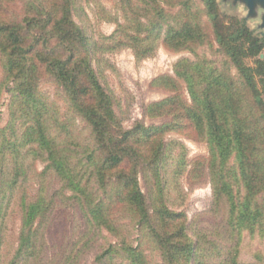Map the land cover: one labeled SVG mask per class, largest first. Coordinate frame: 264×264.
<instances>
[{
	"label": "trees",
	"instance_id": "1",
	"mask_svg": "<svg viewBox=\"0 0 264 264\" xmlns=\"http://www.w3.org/2000/svg\"><path fill=\"white\" fill-rule=\"evenodd\" d=\"M108 1L90 11L114 29L94 36L74 19L79 0H0V264H259L239 261V246L264 239V36L217 0ZM204 46L219 59L199 56ZM160 47L195 59L151 81L169 95L142 119H168L127 127L98 69ZM171 133L207 156L188 161ZM184 178L209 179L206 228L182 210Z\"/></svg>",
	"mask_w": 264,
	"mask_h": 264
},
{
	"label": "rangeland",
	"instance_id": "2",
	"mask_svg": "<svg viewBox=\"0 0 264 264\" xmlns=\"http://www.w3.org/2000/svg\"><path fill=\"white\" fill-rule=\"evenodd\" d=\"M106 8L110 7L108 0H98ZM220 6H223L227 14L235 15L241 18L246 15V8L238 3L231 6L230 3H222L221 0H217ZM80 5H84V13L88 19L81 15V19L75 15L74 19L78 25L87 30L88 35L102 34L109 35L114 29V24L106 21L96 19L90 8L92 7V0H79ZM259 18H252L247 21V25L250 29H253L256 33L263 31L259 28ZM199 56H205L206 59H214L216 53L208 46L201 47L197 50ZM262 55V54H261ZM181 57H187L190 60H194V54L187 51L184 52H172L164 47H160L153 57L137 61L128 49L118 51L112 54L106 55L104 58L107 60V67H101L98 69L100 81L118 98L121 105L124 104L130 112V118L124 121V125L131 126L134 120L142 119L141 110L143 105L151 102L160 101L166 98L169 93L166 91L154 88L151 86V81L158 76L162 75H174V64ZM217 56L215 60L219 59ZM261 58L263 57L260 56ZM250 61V60H249ZM251 63V62H250ZM95 67V66H94ZM42 92L51 98H57L56 88L51 82L50 78L45 77L40 82ZM8 95H3L0 105V126L4 124L6 120L5 103L7 102ZM62 105L63 102L59 101ZM168 118H146L142 119L144 124L160 125L164 123ZM168 136L181 140L187 148L188 161L194 160V158L208 154V147L205 142L196 141L192 138H188L177 133H171ZM183 186L187 192V200L182 207L185 215L189 220H195L200 227H208L212 221L208 215V210L211 204V186L209 179L204 182L188 187L187 181L183 179ZM239 261H251L259 264H264V239L258 236L245 237L243 242L239 246ZM258 254L261 261H257L254 256ZM94 254H90L85 259V264H91Z\"/></svg>",
	"mask_w": 264,
	"mask_h": 264
},
{
	"label": "water",
	"instance_id": "3",
	"mask_svg": "<svg viewBox=\"0 0 264 264\" xmlns=\"http://www.w3.org/2000/svg\"><path fill=\"white\" fill-rule=\"evenodd\" d=\"M221 1L222 3H230L231 6H234L235 4L238 3L242 4L246 8L247 13L245 16L241 18H244L246 22L252 18H259L260 23L258 27L261 28L263 31L259 32L258 34L260 36H264V0H221Z\"/></svg>",
	"mask_w": 264,
	"mask_h": 264
}]
</instances>
